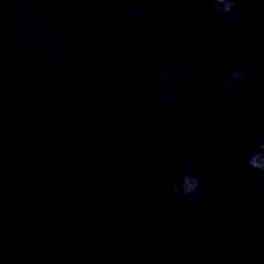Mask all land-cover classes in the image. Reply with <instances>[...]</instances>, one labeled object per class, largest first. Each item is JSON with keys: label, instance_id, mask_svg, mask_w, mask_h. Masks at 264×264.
<instances>
[{"label": "water", "instance_id": "1", "mask_svg": "<svg viewBox=\"0 0 264 264\" xmlns=\"http://www.w3.org/2000/svg\"><path fill=\"white\" fill-rule=\"evenodd\" d=\"M180 72L85 264H264V172L247 164L264 142V0L227 21L203 0ZM189 170L207 186L175 194Z\"/></svg>", "mask_w": 264, "mask_h": 264}, {"label": "clouds", "instance_id": "2", "mask_svg": "<svg viewBox=\"0 0 264 264\" xmlns=\"http://www.w3.org/2000/svg\"><path fill=\"white\" fill-rule=\"evenodd\" d=\"M211 4V10L216 13H220L222 18L227 21L231 15L234 14L236 8L237 0H208ZM142 14L141 9H135L130 12L132 19H136ZM45 40L50 39V37L45 34L43 37ZM186 71V69L184 70ZM184 72L176 73L171 72L167 75L163 70L160 72V85L156 87V92H163L164 94H169L172 90V85L170 81H176L179 79ZM245 70L241 67L235 68L231 73V79L226 81L224 87L228 93H231L235 87L239 86L240 81L244 78ZM258 149V150H257ZM257 149H253L251 155L247 160V164L251 169L264 172V142L257 145ZM207 186V180L201 176L194 174L191 170L185 171L182 175L178 176L172 184V191L177 195H183L185 197L192 196L196 194L198 189ZM161 260L164 257L160 258Z\"/></svg>", "mask_w": 264, "mask_h": 264}]
</instances>
